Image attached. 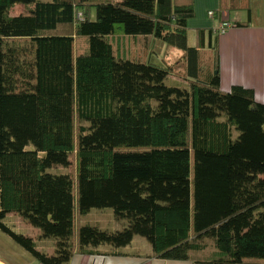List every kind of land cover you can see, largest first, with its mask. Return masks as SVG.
Here are the masks:
<instances>
[{"label": "trees", "instance_id": "trees-1", "mask_svg": "<svg viewBox=\"0 0 264 264\" xmlns=\"http://www.w3.org/2000/svg\"><path fill=\"white\" fill-rule=\"evenodd\" d=\"M257 2L190 28L193 0H0V232L35 264H264V103L221 87L218 49ZM107 208L121 231L76 226Z\"/></svg>", "mask_w": 264, "mask_h": 264}, {"label": "crops", "instance_id": "crops-1", "mask_svg": "<svg viewBox=\"0 0 264 264\" xmlns=\"http://www.w3.org/2000/svg\"><path fill=\"white\" fill-rule=\"evenodd\" d=\"M195 18L187 22L190 28H210L215 20L209 18V13L216 11L218 0H193ZM258 6L253 9L252 24L244 28L230 29L218 38L220 57L221 87L228 90L233 84H241L252 88L255 99L264 103V0H258ZM238 14L239 22L247 20L246 10ZM226 18V17H225ZM230 22V19H227ZM231 23V22H230ZM140 243H138L139 245ZM147 248H143L145 251ZM52 250V251H51ZM49 252H54V249ZM146 250L145 252H147ZM14 251H11L13 254ZM17 264H33L29 256L20 250L14 253ZM0 262L8 264L0 257ZM70 264H190L186 261H172L155 258L136 257H102L91 255H75Z\"/></svg>", "mask_w": 264, "mask_h": 264}, {"label": "rangeland", "instance_id": "rangeland-1", "mask_svg": "<svg viewBox=\"0 0 264 264\" xmlns=\"http://www.w3.org/2000/svg\"><path fill=\"white\" fill-rule=\"evenodd\" d=\"M21 9H22L21 6L16 7V11H20ZM238 14H244V12L242 10H234V11L228 12V14L226 15V19L229 18L230 22L233 24L236 21H238L237 20V19H239ZM215 24L217 25V22H215ZM191 36H193V33L189 34L190 41L192 42ZM169 58H170V61L172 63H175V62H177L178 57H177V54L174 53V51H171ZM166 83L168 85H170V82L168 79L166 80ZM8 218L10 219L11 224L13 225V226L11 225V227L14 228V231L16 229L17 231H20L22 233L33 235V231L37 230L36 228H34L28 224H25L19 218L18 215L10 214ZM84 224H90V225L99 227L101 229H104V230H107L110 232H115V231H121L122 230L123 225H125V220L122 219L121 217L116 216L113 213V211L111 209H108V208L107 209H91L85 215L79 216V218L76 220V226L84 225ZM0 236L2 237V238H0V247L2 244H5V246H7V248H9L11 251H15V252L19 253V250H20L24 255L29 256L20 247L13 244L10 241L11 239H9L8 236H6L5 234H2L1 232H0ZM138 243H140L139 246L141 249H143V248H147L146 250L149 249L148 242L146 241V239H143L141 237H135L133 242H132L131 247L132 248H138ZM51 249H54L53 245L51 246ZM0 257H2L3 259H6L8 261V264H17L14 261L13 254L10 253L6 249L5 250L0 249ZM32 262H33V264H35V262L33 260H32Z\"/></svg>", "mask_w": 264, "mask_h": 264}, {"label": "bare ground", "instance_id": "bare-ground-1", "mask_svg": "<svg viewBox=\"0 0 264 264\" xmlns=\"http://www.w3.org/2000/svg\"><path fill=\"white\" fill-rule=\"evenodd\" d=\"M0 264H3V263L0 262Z\"/></svg>", "mask_w": 264, "mask_h": 264}, {"label": "built area", "instance_id": "built-area-1", "mask_svg": "<svg viewBox=\"0 0 264 264\" xmlns=\"http://www.w3.org/2000/svg\"><path fill=\"white\" fill-rule=\"evenodd\" d=\"M227 26V25H226ZM223 32V31H222Z\"/></svg>", "mask_w": 264, "mask_h": 264}]
</instances>
